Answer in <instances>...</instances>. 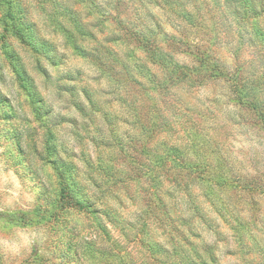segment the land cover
Wrapping results in <instances>:
<instances>
[{
	"label": "clouds",
	"instance_id": "clouds-1",
	"mask_svg": "<svg viewBox=\"0 0 264 264\" xmlns=\"http://www.w3.org/2000/svg\"><path fill=\"white\" fill-rule=\"evenodd\" d=\"M157 2L97 0L87 75L4 45L31 105L0 120V264H264V0Z\"/></svg>",
	"mask_w": 264,
	"mask_h": 264
},
{
	"label": "rangeland",
	"instance_id": "rangeland-1",
	"mask_svg": "<svg viewBox=\"0 0 264 264\" xmlns=\"http://www.w3.org/2000/svg\"><path fill=\"white\" fill-rule=\"evenodd\" d=\"M142 2L155 4V10L162 11L157 0H142ZM96 5L97 0H0V120H10L15 117L13 112L7 110L9 106L15 111L17 107L30 109L31 105V97L26 104V94L16 87L15 75L10 68L14 55L8 58L4 54V45L11 44L33 83L39 84L44 79V72L52 76L61 67V64L52 63L47 57L37 54L42 49L51 52L49 47L54 48L58 54L57 62L62 56L65 65L73 67L82 75H87L94 71L95 65L78 49L90 50V42L96 37V32L92 31L96 22L91 19L99 14ZM155 10L150 9L149 15L154 16ZM73 22L77 25H86L85 31L77 30ZM29 44L37 52H33ZM19 71L17 67L18 74ZM20 124L22 125L23 121ZM34 164L45 175L49 174V167L44 160L37 157ZM50 179L55 181L54 170ZM193 228L194 225H189L184 217H174L169 214V232L156 229L157 242L163 247L169 242L178 240L183 247L173 251L178 260H183L184 257L180 255L183 249H192L195 254L194 241L200 239V233ZM128 243L131 246L133 242ZM136 243L139 247H143L138 241ZM228 254L231 255V252ZM210 260L212 264H220L214 257H210ZM201 264H209V261L202 260Z\"/></svg>",
	"mask_w": 264,
	"mask_h": 264
}]
</instances>
